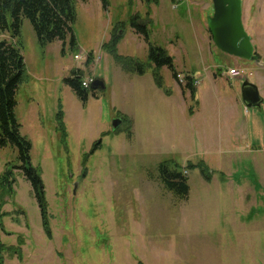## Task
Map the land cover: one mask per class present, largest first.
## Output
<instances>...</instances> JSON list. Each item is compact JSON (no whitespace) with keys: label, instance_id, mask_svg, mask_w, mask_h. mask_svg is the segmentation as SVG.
Returning a JSON list of instances; mask_svg holds the SVG:
<instances>
[{"label":"rangeland","instance_id":"obj_1","mask_svg":"<svg viewBox=\"0 0 264 264\" xmlns=\"http://www.w3.org/2000/svg\"><path fill=\"white\" fill-rule=\"evenodd\" d=\"M135 14L148 22L150 42L167 51L177 73L199 81L201 106L187 95L194 116L175 90L185 83L167 68L159 73L173 94L154 87L147 45L129 27ZM212 14L211 0H107L106 8L101 0H76L77 50L62 55L58 41L40 47L23 19L27 79L18 86L14 111L44 184L49 235L30 184L13 169V193L0 191V264H264V143L250 147L264 140V0H242L258 61L215 47L206 21ZM118 23V54L146 67L142 81L102 48ZM2 40L12 41L8 33H0ZM78 52L99 58L74 60ZM231 68L253 74L247 80L258 86L260 108L244 106L245 79L223 75ZM72 70L103 80L105 89L89 90L81 101L63 83ZM148 82L156 94L144 93ZM122 117L131 123L129 135L128 122L111 130ZM169 159L180 167L203 161L211 181L197 168L188 170V197L177 199L158 178L159 163ZM8 164L20 165L11 147L0 149V176Z\"/></svg>","mask_w":264,"mask_h":264},{"label":"trees","instance_id":"obj_2","mask_svg":"<svg viewBox=\"0 0 264 264\" xmlns=\"http://www.w3.org/2000/svg\"><path fill=\"white\" fill-rule=\"evenodd\" d=\"M86 2V0H82ZM76 0H0V33H8L12 41H0V149L11 147L17 151V160L20 165H7L4 173L0 176V191L4 194L13 193L14 176L13 169L22 172L25 180L30 184L37 206L39 208L43 228L49 235L47 201L45 197L44 184L40 171L31 164L30 152L32 145L26 137L21 134L20 124L15 116L16 91L18 86L27 79L24 57L21 53L20 32L23 19L29 21L40 47H45L55 41L60 43V54H64L66 49L77 50V42L72 31V24L75 19ZM103 8L107 7V0H101ZM118 23L112 27L110 39L103 44L102 48L117 63L122 71L128 74L144 75L145 66L131 57L118 54L117 46L123 39V30ZM129 27L133 32L141 36L147 45V64L152 68L153 81L165 95H170L164 89L160 70L167 68L172 77L177 81V73L173 58L167 51L150 42L148 22L142 20L138 14L131 17ZM14 40V41H13ZM145 67V68H144ZM83 74L80 70H72L70 74L63 78L72 92L83 102L88 99V91L83 90L80 81ZM193 76L186 75V83L182 86V93L188 92L190 101L197 105L195 98L196 86L193 85ZM99 82V80H96ZM92 86L90 90L96 89ZM189 115H192L193 108H188ZM63 112L58 103V113L56 119L58 126L64 135V125L62 121ZM122 123L128 122L126 134L131 131V123L122 117ZM121 123V124H122ZM119 128L115 131V133ZM131 134V133H130ZM101 145V141L96 142L90 154L96 151ZM197 168L200 175L206 182L211 181V172L203 161L197 164L187 163L185 167H180L173 159L163 161L158 165V178L163 188L170 192L179 200H186L189 194L188 178L184 171ZM188 173V172H187ZM138 264H141L138 262Z\"/></svg>","mask_w":264,"mask_h":264},{"label":"water","instance_id":"obj_3","mask_svg":"<svg viewBox=\"0 0 264 264\" xmlns=\"http://www.w3.org/2000/svg\"><path fill=\"white\" fill-rule=\"evenodd\" d=\"M213 14L207 18V29L217 49L230 56L246 61H258L250 36L242 22V0H211ZM95 82L93 86H97ZM241 100L246 108H260L263 99L255 84L244 80ZM122 119L112 121V132L121 125Z\"/></svg>","mask_w":264,"mask_h":264},{"label":"built area","instance_id":"obj_4","mask_svg":"<svg viewBox=\"0 0 264 264\" xmlns=\"http://www.w3.org/2000/svg\"><path fill=\"white\" fill-rule=\"evenodd\" d=\"M94 54H92L93 56ZM91 54H83L82 52H78L76 54L73 55V59L74 60H85L88 57H92ZM99 58L98 56H95ZM225 75L230 78V79H247L248 77H251L253 74L251 72L246 73V71L244 69H237V68H231V69H227L225 71ZM193 85L196 86L197 84H199L198 80L193 76ZM95 82V78L94 77H82L81 81H80V86L83 90H89L91 88V86L94 84ZM177 82L180 84L186 83L185 77L182 76L181 74L177 75ZM187 172L184 171V175H186Z\"/></svg>","mask_w":264,"mask_h":264},{"label":"crops","instance_id":"obj_5","mask_svg":"<svg viewBox=\"0 0 264 264\" xmlns=\"http://www.w3.org/2000/svg\"><path fill=\"white\" fill-rule=\"evenodd\" d=\"M60 44V43H59ZM162 70V69H161ZM124 72V71H123ZM151 72H152V68H151ZM126 74H128V73H126ZM133 75H135V74H133ZM225 77H226V79L227 80H235V79H230V78H228L225 74H223ZM146 76V74H144V75H141V76H139V75H136L135 77H137L138 79H140V81H142L143 79H144V77ZM151 78H152V80H153V77H152V73H151ZM236 79H238V78H236ZM99 83L100 84H97V88H99V89H101V90H104L105 89V85H104V81L103 80H101V79H99ZM153 85H154V87L156 88V89H158L160 92H161V94H165L164 92H163V90L162 89H159L158 87H156V85H155V83H154V81H153ZM139 86H143V83H141L140 82V85ZM257 86V85H256ZM144 87V86H143ZM177 87V86H176ZM257 88H258V86H257ZM156 89H154L153 88V86H152V84H150V82H148V90L146 91V92H144L145 94H148V92L149 91H151L153 94H156L157 92H156ZM144 90H145V88H144ZM176 90V93L177 94H179V96H180V101L181 102H183V106H184V108L186 109V113H187V110H188V108H187V101H188V96H189V94H188V92H185V93H182V90H181V92L180 91H178L177 89H175ZM258 91H259V89H258ZM260 93V92H259ZM169 94L170 95H165V97H167V96H171L172 94H173V91H169ZM188 95V96H187ZM196 95H197V87H196ZM196 95H195V98H196V101H197V106L199 105V106H201V100H200V102L198 101V97H196ZM261 95V94H260ZM200 108V107H199ZM184 109V110H185ZM198 112V111H197ZM196 111H194L193 110V113H192V116H194L195 115V113H197ZM236 113V112H235ZM192 116H188V117H192ZM238 115L237 114H235V117H237ZM264 140H262V141H259L258 139H256L255 141H253V143L250 145V147H252V146H256V145H254V143H256V144H258L259 143V146H260V148L259 149H261L262 147H263V145L261 144V143H264L263 142ZM254 148V147H253ZM256 148V147H255Z\"/></svg>","mask_w":264,"mask_h":264}]
</instances>
